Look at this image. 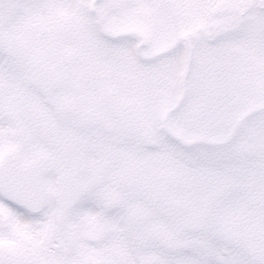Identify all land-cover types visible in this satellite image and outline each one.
Returning <instances> with one entry per match:
<instances>
[{
  "label": "snow or ice",
  "instance_id": "obj_1",
  "mask_svg": "<svg viewBox=\"0 0 264 264\" xmlns=\"http://www.w3.org/2000/svg\"><path fill=\"white\" fill-rule=\"evenodd\" d=\"M0 264H264V0H0Z\"/></svg>",
  "mask_w": 264,
  "mask_h": 264
}]
</instances>
